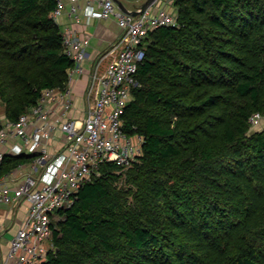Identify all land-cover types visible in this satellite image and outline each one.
<instances>
[{
  "label": "trees",
  "instance_id": "1",
  "mask_svg": "<svg viewBox=\"0 0 264 264\" xmlns=\"http://www.w3.org/2000/svg\"><path fill=\"white\" fill-rule=\"evenodd\" d=\"M57 0H0V103L15 121L74 61ZM149 33L122 115L142 153L106 162L53 223L39 264H264V0H177ZM2 119L0 116V128ZM31 155L6 154L0 175Z\"/></svg>",
  "mask_w": 264,
  "mask_h": 264
},
{
  "label": "built area",
  "instance_id": "2",
  "mask_svg": "<svg viewBox=\"0 0 264 264\" xmlns=\"http://www.w3.org/2000/svg\"><path fill=\"white\" fill-rule=\"evenodd\" d=\"M68 2L70 15L77 20L86 18L90 23L95 18H115L123 30L122 36L90 73L88 109L83 121L52 119L53 105L63 104L66 110L73 106V82L86 71L89 40L82 39L74 28L62 30L64 51L74 61L65 88L44 89L37 104L17 120L2 119L0 164L6 155L3 148L10 144V155L32 156L35 172L18 186L0 182V204L21 200L29 203L26 218L14 234L8 253L0 255V264H39L45 260L52 247L58 211L73 204L85 181L99 174L100 166L106 162L126 169L142 153L144 136L130 134L122 115L138 85L136 75L145 59L149 33L178 23L177 0H155L144 10L140 5L129 12L116 0ZM66 6L67 0H57L52 15L57 24ZM263 119L255 113L250 118L252 128ZM58 126L66 135V143L59 153L52 154L47 142Z\"/></svg>",
  "mask_w": 264,
  "mask_h": 264
},
{
  "label": "crops",
  "instance_id": "3",
  "mask_svg": "<svg viewBox=\"0 0 264 264\" xmlns=\"http://www.w3.org/2000/svg\"><path fill=\"white\" fill-rule=\"evenodd\" d=\"M116 1L121 8L124 7L129 11L135 10L140 5L143 6L146 2V0ZM81 5H84V3L82 2ZM59 26L61 30L74 28L82 39L89 40V58L84 62L85 73L75 78L73 82V106L66 110L63 104L58 103L53 105L52 119L59 118L61 121L76 119L83 121L88 109L87 91L90 84V73L98 60L114 48L122 36L123 30L115 18H95L90 23L87 22L86 18H82L81 20L73 18L70 15V2L68 0L65 12L59 19ZM65 143L66 135L58 126L53 130L52 137L48 140L47 146L52 154H56L64 148ZM9 145L3 148L6 154L10 152ZM32 161L33 158L30 157L29 160L19 164L10 171L9 175H0V182L13 187L22 184L28 174L35 172ZM28 206L29 203L26 200L9 205L0 204V224L2 225L0 229V255L5 256L8 253L14 234L26 218Z\"/></svg>",
  "mask_w": 264,
  "mask_h": 264
},
{
  "label": "rangeland",
  "instance_id": "4",
  "mask_svg": "<svg viewBox=\"0 0 264 264\" xmlns=\"http://www.w3.org/2000/svg\"><path fill=\"white\" fill-rule=\"evenodd\" d=\"M0 116H1V119L3 118V120L7 119V118H5L6 117L5 116V107L1 103H0ZM256 128L264 129V119L260 122V125L258 127H256ZM256 128H253V130H255ZM60 218L61 217L59 215H57L55 217L54 224H56V222H58L60 220Z\"/></svg>",
  "mask_w": 264,
  "mask_h": 264
},
{
  "label": "water",
  "instance_id": "5",
  "mask_svg": "<svg viewBox=\"0 0 264 264\" xmlns=\"http://www.w3.org/2000/svg\"><path fill=\"white\" fill-rule=\"evenodd\" d=\"M153 1L155 0H146V2L143 4L142 9L144 10L146 7H148ZM123 10L126 12H129V10H127L126 8L123 7ZM137 13V12H134Z\"/></svg>",
  "mask_w": 264,
  "mask_h": 264
}]
</instances>
